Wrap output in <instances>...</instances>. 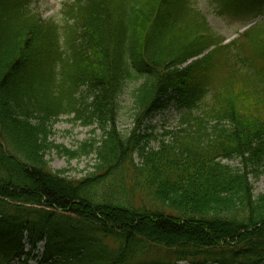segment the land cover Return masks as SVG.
<instances>
[{
	"label": "trees",
	"instance_id": "16d2710c",
	"mask_svg": "<svg viewBox=\"0 0 264 264\" xmlns=\"http://www.w3.org/2000/svg\"><path fill=\"white\" fill-rule=\"evenodd\" d=\"M32 1L0 0V264L37 261L41 243L37 264H264L251 183L264 173V18L225 44L190 0H66L59 23ZM213 1L264 15V0ZM170 102L179 125L157 135L145 122ZM61 116L102 133L64 151L94 156L80 180L45 160Z\"/></svg>",
	"mask_w": 264,
	"mask_h": 264
},
{
	"label": "rangeland",
	"instance_id": "374dc122",
	"mask_svg": "<svg viewBox=\"0 0 264 264\" xmlns=\"http://www.w3.org/2000/svg\"><path fill=\"white\" fill-rule=\"evenodd\" d=\"M65 1L66 0H33L32 3H30V9L38 12L43 20H53L54 22L59 23L61 19H63L62 9ZM190 5L206 17L207 24L215 36H223L226 38L225 43L237 38V32L241 33L244 31V27H249L261 18L258 17L252 20L251 18L256 14V11L253 7L251 8L248 6H243L242 9L239 7L234 11V14H228L225 11L221 12V7H219L213 0H190ZM230 7L232 9V6ZM133 88V85L127 86L124 89L123 94L120 96L121 108L119 112L118 129L123 133L130 132L131 129L134 128L131 111L132 104L130 99V94ZM88 101H91V99H88ZM179 116L180 111L177 108V105L174 102H170L166 109L156 114L154 113L148 118L145 122V127L155 126L154 133L160 135L164 129L168 131L176 129L179 125ZM72 118V116H61L56 122H51L52 134L49 137L48 142H51L53 146L58 147L48 151L45 160L53 173L65 171L64 174L67 178L71 180H80L93 172V166L95 165L94 156H92V154L89 156L81 155L71 159L70 156L64 153V151H79L83 143L88 142L92 138L100 137L102 133L96 125L93 124L91 126H86L83 125L81 121H72ZM146 133L147 129L142 128L140 134ZM157 144V140L151 141L149 147L156 148ZM137 162L138 161L135 160V163ZM223 162L231 167H239L238 160ZM128 177L129 175H127V179L125 180L126 186L127 189L131 190ZM251 183L254 197L264 194V173L257 178H251ZM134 194H136L137 204L141 203V201L146 204L137 192ZM61 216L64 218H70V216L65 213ZM71 218L75 220L74 217ZM23 237L22 243L24 244V252L26 253L29 251L28 234L25 233ZM106 244L110 247H114L110 241ZM43 249L44 243L37 246V252H35V254L38 255L37 261L40 260ZM148 254L147 260H158L163 262L164 259H166V255L161 248H151V251H149ZM172 260H174V258H172ZM37 261L31 260L29 264H37ZM10 264H18V262L17 260H12Z\"/></svg>",
	"mask_w": 264,
	"mask_h": 264
}]
</instances>
